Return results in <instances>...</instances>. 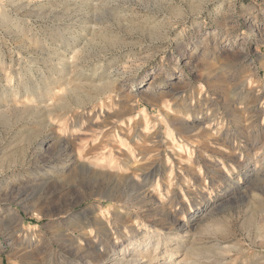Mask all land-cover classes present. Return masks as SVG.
Segmentation results:
<instances>
[{"label":"rangeland","instance_id":"1","mask_svg":"<svg viewBox=\"0 0 264 264\" xmlns=\"http://www.w3.org/2000/svg\"><path fill=\"white\" fill-rule=\"evenodd\" d=\"M0 264H264V0H0Z\"/></svg>","mask_w":264,"mask_h":264},{"label":"bare ground","instance_id":"2","mask_svg":"<svg viewBox=\"0 0 264 264\" xmlns=\"http://www.w3.org/2000/svg\"><path fill=\"white\" fill-rule=\"evenodd\" d=\"M102 160V159H101ZM103 162V161H102Z\"/></svg>","mask_w":264,"mask_h":264}]
</instances>
